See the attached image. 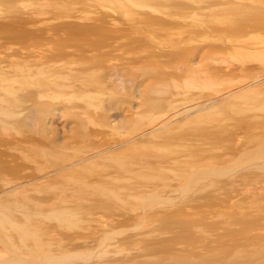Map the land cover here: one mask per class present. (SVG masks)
Instances as JSON below:
<instances>
[{"label": "bare ground", "instance_id": "6f19581e", "mask_svg": "<svg viewBox=\"0 0 264 264\" xmlns=\"http://www.w3.org/2000/svg\"><path fill=\"white\" fill-rule=\"evenodd\" d=\"M263 1L43 0L34 7L51 6L56 17H0V264H18L20 254L53 264H264V210L245 211L246 199L249 206L264 199V136L250 130L264 126V116L227 129L202 112L264 79V13L249 9ZM14 2L0 0V6ZM161 38L167 40H154ZM204 48L199 61L219 58L230 70L255 72L224 91L198 83L191 73L186 87L199 95L177 107L173 80L178 70H188L185 60ZM252 61L257 68L248 66ZM169 76L171 87L164 80ZM152 78L160 81L146 84ZM202 88L216 96L198 100ZM130 95L146 99L125 109ZM143 105L151 110L136 111ZM79 106L94 112L75 110ZM132 109L141 116L137 126L126 120ZM110 117L126 120L120 123L126 132L140 130L102 139V128L113 130ZM203 138L206 144L226 138L225 148L236 155L212 157L231 161L224 166L201 163L202 157L183 164L188 145ZM178 145L181 150L171 149ZM173 182L180 184L171 191ZM168 191L178 196L170 198ZM48 197L62 200L44 209L41 199ZM164 201L175 210L171 218L167 208L159 209ZM156 206L164 213L155 214ZM180 206L203 216L188 219ZM212 210L217 219L208 220ZM91 212L110 217L115 229L95 237L97 250L77 251L76 239L92 235L93 219L82 218ZM147 219L175 236L146 235L152 229ZM44 220L74 232L71 238L66 233L73 241L69 252L46 249ZM137 228L142 231L134 233Z\"/></svg>", "mask_w": 264, "mask_h": 264}, {"label": "rangeland", "instance_id": "374dc122", "mask_svg": "<svg viewBox=\"0 0 264 264\" xmlns=\"http://www.w3.org/2000/svg\"><path fill=\"white\" fill-rule=\"evenodd\" d=\"M16 1V0H15ZM19 0H17V2H14L13 5H7V6H0V17H5V18H20V19H26L28 17H33L36 18V14H37V18L38 19H52L54 17H56V15L58 14L54 8H52L51 6L45 5L42 7H39V9L37 7H34L33 3L35 2H41L43 0H21L20 2H18ZM28 1V2H26ZM53 1V0H51ZM55 1V0H54ZM62 2H66L67 3H84V2H90V0H61ZM73 1V2H72ZM24 2V3H23ZM254 4V3H253ZM259 4V3H257ZM79 7L81 6V4L78 5ZM249 9H254L257 11L258 14H263L264 13V1L260 4V5H250L249 4ZM35 12V13H33ZM156 41H160V43L165 42L167 39H154ZM165 40V41H163ZM163 41V42H162ZM251 42H258V37L254 38L252 37ZM195 43V42H193ZM199 44V43H198ZM201 45H204L201 43ZM189 46V45H188ZM207 50L204 48L203 50L197 52L194 55H190V60L186 59L185 63L189 66L188 70L181 69L180 71L178 70V76L177 78H174V82L178 85V89H172L171 93H180L178 95L173 96V101H175V105L177 107H181L186 105L187 103H182L183 100H189L192 97H196L198 94V91L194 88H188L186 87L185 81H187L188 78H190V76L193 75V79L196 80L198 83H202V84H212L213 85V90H228V88H233L236 86L235 83H237L238 81H242L243 79H250L251 76L253 75V73L255 72V70H247L244 72L238 71L236 69L230 70L231 67H228L227 62L224 61H219L218 59L213 58L214 60H212V58H208L205 57L202 60H198V54H206ZM190 53V52H189ZM207 58V59H206ZM221 62V63H219ZM257 62H250V67H254L257 68ZM226 66V67H225ZM223 68V69H222ZM225 69V70H224ZM183 70V71H182ZM199 72V73H198ZM191 73H193L192 75H190ZM188 76V77H187ZM239 79V80H238ZM163 80V79H161ZM166 81V84H168L169 87L172 86V81L170 76L166 77L164 79ZM236 80V82H235ZM160 81V80H159ZM159 81L155 80L154 78L150 79V81L148 80L146 82V84H154V83H158ZM223 83H221V82ZM230 82V83H226V82ZM234 81V82H233ZM232 82V83H231ZM242 83H244V81H242ZM240 82V84H242ZM218 85V86H217ZM216 86V87H215ZM144 89V87H142V90ZM251 89H255L256 91ZM213 90H210L208 88H202L200 89V95L203 96L202 99H198V100H204L207 98H212L215 97L216 94ZM250 91H242V93H240L239 95H236V97L233 98H226V99H222L220 101H216L213 104H211L209 107H206V109H201L203 110V113L206 114H210L213 115L214 117L216 116L220 122L225 125L227 127V129L234 127V129H236L238 126V124H241V120H244L245 118H248L250 116H258V115H263L264 116V108H263V102H264V79H262V81H258L256 83H254L250 86V89H248ZM128 93H132V91H130L129 89L126 90ZM255 92V93H254ZM183 93H186L187 95L184 96L182 95ZM199 95V94H198ZM146 98L144 96L137 98L134 97L133 95H130L128 98V101L125 102L123 104L124 108L127 109V106H133V105H140L141 103L144 102ZM228 104H237V108L238 110H229V109H223L224 106L228 105ZM215 106V107H212ZM255 106V107H254ZM144 107V108H143ZM212 108V109H209ZM145 109V110H143ZM147 109V110H146ZM75 110H87L89 111L91 114H93L94 110L91 107H85V106H79L77 107ZM150 107L148 106H140V108H138L136 111H142V113L145 114V112H149ZM229 110V111H228ZM133 113H130L129 111H126L125 114L127 115V119L130 123L135 122V120L140 119V115L136 114L134 111V109H132ZM108 117L109 115H111V111H107L106 112ZM157 113V112H156ZM107 122L109 123V125L113 128L112 131H110L107 128H102V132H105L104 134L102 133V139H122V137L126 136V134L129 132H126L125 127L124 128H120V124L122 123H126V120H120V122L118 121V119L113 120V117H110L108 119H106ZM264 122V120H263ZM141 126H143L145 123L147 124V118L143 119L140 121ZM134 124V123H133ZM135 125V124H134ZM90 129H93L92 125H88ZM137 126V125H135ZM212 129V128H211ZM140 129H135L136 132H138ZM252 132L254 133H258V135H262L264 136V126L260 125L259 127H255L254 129H250ZM135 131H131L129 132L130 134L134 133ZM256 131V132H255ZM124 135V136H123ZM99 138V137H97ZM207 140V139H205ZM204 138L198 141H195V143L193 144H187L189 147L188 152H186L183 157H184V161L183 164H186V160H193V157H202L201 158V163H207V164H212L215 163V165L217 166H224L229 164V159L227 160L226 157L223 159V161L217 163L215 162L216 159L212 158L214 156H218V155H222V153L227 152V155L230 156H235V153H228V149L225 147H229L228 146V141L226 140V138L222 139L218 144L217 143H211V144H206L207 142H205ZM247 143V142H246ZM251 143V142H250ZM249 144H247L246 147L251 146ZM182 145V144H181ZM183 146V145H182ZM181 146V147H182ZM180 145L176 146V147H171V149L173 148L174 150L176 149L181 150ZM203 150V151H202ZM200 151V152H199ZM202 151V152H201ZM185 155H187V159H185ZM226 155V156H227ZM232 158V157H231ZM231 160V159H230ZM154 165H160V162H155V163H151ZM1 184V182H0ZM180 182H173L169 187H167V189L171 190L175 189L179 186ZM168 191V196L170 198H175L178 195L175 192H171ZM228 190L224 191L223 193H219V196H224V194L227 193ZM217 195V196H218ZM47 199H49L48 201H46ZM43 200L42 205H45L44 209H49L50 205L52 206V204L54 205L55 203H59L62 199L60 198H43L41 199ZM45 200V201H44ZM259 200L261 201H257L255 202V204H253L254 206H249V202L248 199H246L247 203H245L249 208L247 210H245L246 212H248L249 210L256 213L259 209L260 210H264V199L263 198H259ZM33 202H37V199H33ZM204 202V200H203ZM207 203L210 201H206ZM31 203V202H30ZM167 202L164 201L163 204H160L159 209L160 208H167V211H169L167 217L171 218V214L174 213V209L171 208L170 206L167 207ZM47 205V206H46ZM49 206V207H48ZM176 207V206H175ZM205 208L208 209L207 206H205ZM157 213L155 214H160V213H164L163 211H159V209H157V206L155 208ZM185 209V210H184ZM184 209L182 208V206L179 207V211L183 210V211H187L185 216L188 219H192L195 218L196 219H201L202 212L199 210H196V208H190V207H184ZM173 210V211H172ZM206 210V209H205ZM129 211V210H127ZM218 211V210H217ZM208 212V211H205ZM215 211L212 210V212L208 213L207 215H205L204 217L208 218V220L210 219H217L216 216L214 215ZM136 213V212H135ZM139 213V212H137ZM213 214V215H212ZM86 215V217H85ZM150 216V215H149ZM174 216V215H173ZM192 217V218H190ZM82 218L83 219H93V222L90 223L89 227L91 228V233L92 235L87 237V238H77L76 242L79 245V247L77 248V251H95L98 249L99 244L97 245V240H96V236L97 235H103L106 232H110L112 230L115 229V227L112 225H108V222H112L110 217H107V215L96 212V213H84L82 214ZM108 218V219H107ZM120 217H118L119 219ZM174 218V217H173ZM179 219H183L180 218ZM148 220V219H147ZM107 225V226H106ZM129 225V224H128ZM41 226H43L44 230L42 231V240L45 243L46 249L50 250V252L58 255V249L60 248L61 251H65V252H69L71 249L72 245L71 243L73 242L72 240H69V238H71L72 236H70V233H72L71 235H73V231L70 232L71 230L69 229L68 231H65L64 229H61V227L57 224H55L52 221L49 220H44V224H42ZM119 226V225H118ZM216 226H220V224H216ZM98 229H94L97 228ZM148 227L152 228L149 229L148 231H146V235L148 236H153V237H162L165 238L167 240L173 238L176 234L175 230H163L159 224L157 223V221H154L152 219L148 220ZM217 228V227H216ZM225 228H227L228 230L231 229L230 225H227ZM222 231H224L223 228H219ZM65 231V232H63ZM142 231V229L137 228L135 229V231H133L134 233L140 232ZM78 233L79 230H77ZM129 232V231H126ZM67 233V237L66 236ZM90 233V234H91ZM83 235V234H81ZM111 242V237L105 241V243ZM21 258L23 261H20V263L18 264H53V263H49L46 260H42V261H31L30 260V255L29 254H20ZM113 256L118 257V254H114ZM152 258H154V255H150ZM29 260V261H28ZM46 261V262H45ZM28 262V263H26Z\"/></svg>", "mask_w": 264, "mask_h": 264}]
</instances>
